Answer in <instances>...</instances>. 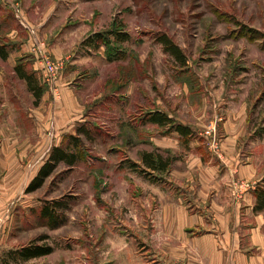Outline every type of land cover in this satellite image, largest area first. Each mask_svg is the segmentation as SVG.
Masks as SVG:
<instances>
[{"label":"rangeland","instance_id":"1","mask_svg":"<svg viewBox=\"0 0 264 264\" xmlns=\"http://www.w3.org/2000/svg\"><path fill=\"white\" fill-rule=\"evenodd\" d=\"M0 27V107L13 108L1 110L2 137L22 141L32 128L36 136L45 107L50 139L55 123L59 132L46 157L28 163L29 178L54 147L78 157L37 191L21 186L11 198L0 264H216L207 252L214 242L189 216L201 214L211 229L204 205H242L264 189V0H0ZM34 46L60 65L53 84ZM16 68L32 76L39 99ZM21 108L36 109L35 124ZM154 112L192 137L150 123ZM229 133L235 145L223 147ZM144 152L170 166L147 169ZM238 163L257 178L239 179ZM241 182L254 185L240 196ZM52 201L54 225L42 215ZM30 246L50 252L16 254Z\"/></svg>","mask_w":264,"mask_h":264},{"label":"crops","instance_id":"2","mask_svg":"<svg viewBox=\"0 0 264 264\" xmlns=\"http://www.w3.org/2000/svg\"><path fill=\"white\" fill-rule=\"evenodd\" d=\"M9 108L1 109L0 107V113L3 112L1 110H13L12 107ZM21 110H23L21 112L24 115L31 116L30 121L34 123L36 109L21 108ZM49 117L47 108L39 107L37 120L38 122L41 121L39 124L42 125L43 129L41 127L37 128L35 136L32 128L30 135H25L26 137H23L22 141L12 135L9 138L2 137V127L0 128V227L9 220V215L6 212L8 213V205H12L11 198L20 190L21 186L25 189L37 174L39 168L29 178L27 174L28 163L36 161L37 164L47 155L45 146H48L51 140L50 134L47 133V130L51 128L50 124H47ZM0 122H2L1 119ZM225 128L228 129L229 127ZM44 131H47L46 134ZM57 132L55 123V136L54 140L51 141L55 142ZM245 137H247V134ZM38 138L40 141H38ZM231 138L232 134H227V138L222 142L223 147L235 145V140ZM238 167L239 179L257 178L256 170L249 164L243 166L238 163ZM33 168L35 166L31 167V172H33ZM241 169L245 170L244 172L250 170L251 174L244 177ZM30 170L28 173H30ZM254 206L255 198L252 193L248 196V201L242 205H204L203 208H208L214 218L212 222L214 225L210 227L211 229H208V222L204 219V216L201 217V214H198L199 216H189L194 225L203 232L202 239L210 238L214 242L213 246H210L211 250L207 252L209 255L211 254V257L214 256L220 259H217L216 264H264V210L255 212ZM195 207L197 209L201 208L199 205ZM208 221L211 223V220L208 219ZM1 240L0 234V242ZM0 254H2L1 250Z\"/></svg>","mask_w":264,"mask_h":264},{"label":"trees","instance_id":"3","mask_svg":"<svg viewBox=\"0 0 264 264\" xmlns=\"http://www.w3.org/2000/svg\"><path fill=\"white\" fill-rule=\"evenodd\" d=\"M259 38L263 41L264 44V35H261ZM158 41L164 46V50L167 53H169L173 58H175L181 65H185V57L182 54V51L168 37L161 36ZM6 57V49L4 46L0 45V58L5 59ZM15 70L17 72L19 69L16 68ZM18 77L19 79L27 82L28 89L32 91L36 99H39L41 91L38 90L36 92L35 88L31 86V83L34 82L32 76H28L18 71ZM148 121L161 128L167 127V132L175 131L176 133H178L180 138H191L193 135L189 127L182 125H174V122L166 114L163 113L154 112L149 114ZM70 138L75 141L77 146V144L79 143L78 138ZM77 160L78 157L76 154H68L61 147H54L51 150L47 161L40 167L36 176L27 185L24 191L25 194H30L40 189L44 184L45 180L50 177V175H52L58 164L64 163L66 166L72 167L76 164ZM141 162L147 169L151 171L163 172L166 171L170 166L171 159H164L160 155L144 152L141 155ZM252 194L255 198L254 211L258 212L264 210V189L256 188L252 191ZM58 204V202L52 201L48 204L46 208L43 209V217L46 218V220L52 225H54L55 223L57 224L58 222L57 216L55 214V209ZM49 252V248H43L40 246H30L28 248L19 250L18 252H16V254L23 259H30L45 256L49 254Z\"/></svg>","mask_w":264,"mask_h":264},{"label":"built area","instance_id":"4","mask_svg":"<svg viewBox=\"0 0 264 264\" xmlns=\"http://www.w3.org/2000/svg\"><path fill=\"white\" fill-rule=\"evenodd\" d=\"M39 48L41 49V46H39ZM32 51L36 53L39 63L42 66L44 73L46 74L49 85L53 84L54 81H56L57 79L60 65L58 63H54L53 61H50L44 54L38 51V46H34L32 48ZM213 131H214L213 129H209L206 136H211V134H213ZM251 185L253 186L254 183L249 184V183L241 182L238 185L234 186V193L237 195L239 193V195L241 196L250 189Z\"/></svg>","mask_w":264,"mask_h":264}]
</instances>
